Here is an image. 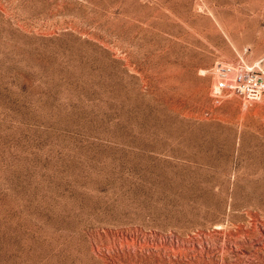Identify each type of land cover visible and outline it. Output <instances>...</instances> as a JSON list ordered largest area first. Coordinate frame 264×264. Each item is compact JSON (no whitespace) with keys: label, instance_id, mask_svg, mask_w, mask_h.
<instances>
[{"label":"rangeland","instance_id":"1","mask_svg":"<svg viewBox=\"0 0 264 264\" xmlns=\"http://www.w3.org/2000/svg\"><path fill=\"white\" fill-rule=\"evenodd\" d=\"M0 264H264V0H0Z\"/></svg>","mask_w":264,"mask_h":264},{"label":"built area","instance_id":"2","mask_svg":"<svg viewBox=\"0 0 264 264\" xmlns=\"http://www.w3.org/2000/svg\"><path fill=\"white\" fill-rule=\"evenodd\" d=\"M242 85L243 89L241 90L240 87ZM216 87L218 89H232L236 91L240 89V92H244L246 98L250 100L260 97L262 93V89L257 84V81L254 79L252 81L248 74L243 72L235 74L232 81L219 79Z\"/></svg>","mask_w":264,"mask_h":264},{"label":"bare ground","instance_id":"3","mask_svg":"<svg viewBox=\"0 0 264 264\" xmlns=\"http://www.w3.org/2000/svg\"><path fill=\"white\" fill-rule=\"evenodd\" d=\"M221 79V78H220ZM227 79V78H226Z\"/></svg>","mask_w":264,"mask_h":264}]
</instances>
